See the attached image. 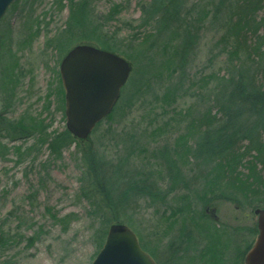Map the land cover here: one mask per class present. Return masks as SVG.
<instances>
[{
	"label": "trees",
	"instance_id": "obj_1",
	"mask_svg": "<svg viewBox=\"0 0 264 264\" xmlns=\"http://www.w3.org/2000/svg\"><path fill=\"white\" fill-rule=\"evenodd\" d=\"M32 1L17 0L12 9L22 3L32 5ZM55 3L69 8L65 28L46 42L47 48L59 53L60 64L72 48L89 44L124 58L132 66L107 120L122 110V104L132 107L149 91L153 80L167 81L156 99L164 102L163 107L174 108L189 80L187 70L206 23L217 25L216 45L228 57L223 75L212 73L195 82L190 80L191 90L200 88L208 104L203 114L194 105L186 111L173 109L180 115L178 122H187V131L171 145L131 147L107 158L92 140L103 121L84 140L67 125L51 134L45 125L23 120L14 124L15 138L38 132L39 142L47 145L54 157L61 158L64 150L76 145L81 163L77 197L87 201L88 213L95 221L97 250L93 259L112 225L121 223L133 229L134 211L130 212L144 199L151 205H165L159 233L155 231L145 240L136 229L141 246L158 264H246V254L258 235L255 210L264 208V0H144L138 28L146 29L145 33L127 50L94 20L91 0ZM118 10L115 5L112 14ZM38 34L31 31L17 46L9 20L4 16L0 21L1 114L9 110L20 84L19 53L30 47ZM55 75L52 94L66 119L65 89L58 69ZM3 123L9 124L0 118V125ZM110 131L111 125L106 133ZM134 159H139V164ZM162 171L167 178L165 189L158 180ZM175 193L176 199L168 205L170 194ZM223 204L232 206L233 223L220 219ZM52 217L58 218L57 214ZM70 217L63 222L68 223ZM1 234L0 230V256L11 243L2 242ZM37 238H28V243L33 245ZM162 239H167L163 254Z\"/></svg>",
	"mask_w": 264,
	"mask_h": 264
},
{
	"label": "rangeland",
	"instance_id": "obj_2",
	"mask_svg": "<svg viewBox=\"0 0 264 264\" xmlns=\"http://www.w3.org/2000/svg\"><path fill=\"white\" fill-rule=\"evenodd\" d=\"M143 1L91 0L94 20L104 32L120 42L123 50H127L130 43L134 44V39L138 42L145 33L146 29L138 28ZM188 1L195 3L198 0ZM115 5L119 10L112 14ZM12 8L5 17L12 25L17 46L31 31L39 34L30 47L20 51V84L9 110L2 114L0 111V118L9 123L0 125V230L4 237L2 242H11L0 256V264H91L97 250L93 237L95 221L88 213L87 201L77 197L81 163L76 145L64 150L62 157L57 158L51 155L47 145L39 142L38 132L27 138H15L13 131L14 124L22 120L26 124L45 125L51 134L63 131L66 126L57 98L52 94L60 57L57 51L46 47V42L65 28L69 8H60L55 0H34L32 5L22 3L18 9ZM217 38V25L206 23L187 70L189 80L183 91L189 92L181 93L174 108L163 107L164 102L156 99L167 81L153 80L149 91L139 96L132 107L124 103L112 120L107 117L103 120L92 140L100 145L107 158H115L131 147L155 149L173 144L187 131V122H178L180 115L173 109L186 111L194 105L202 114L205 112L208 101L200 88L197 92L191 90L190 80L195 82L201 76L223 75L227 71L228 57L216 45ZM1 107L0 99V110ZM109 125L111 131L107 134ZM133 161L139 164V159ZM158 180L160 187L165 189L164 171ZM177 194H170L172 200L167 202L168 205L174 202ZM159 206L162 209H158ZM164 208V204L156 206L144 199L138 201L135 210L130 212L134 211L133 230L138 237L136 229L145 240L151 233L161 231ZM232 213V206L223 204L218 215L233 223ZM53 214H57V220ZM68 216H71L69 222L64 223ZM35 235L38 238L30 245L28 238ZM166 241H159L162 254L166 250Z\"/></svg>",
	"mask_w": 264,
	"mask_h": 264
},
{
	"label": "water",
	"instance_id": "obj_3",
	"mask_svg": "<svg viewBox=\"0 0 264 264\" xmlns=\"http://www.w3.org/2000/svg\"><path fill=\"white\" fill-rule=\"evenodd\" d=\"M17 0H0V21ZM131 64L124 58L89 44H79L63 58L60 74L65 89L67 127L87 139L114 109ZM258 235L247 252L246 264H264V208L255 210ZM91 264H157L126 224L110 227L105 243Z\"/></svg>",
	"mask_w": 264,
	"mask_h": 264
}]
</instances>
